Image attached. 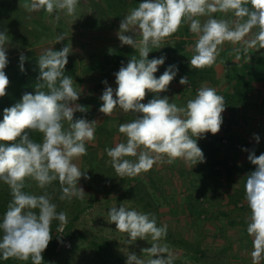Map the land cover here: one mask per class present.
<instances>
[{
    "label": "clouds",
    "instance_id": "obj_1",
    "mask_svg": "<svg viewBox=\"0 0 264 264\" xmlns=\"http://www.w3.org/2000/svg\"><path fill=\"white\" fill-rule=\"evenodd\" d=\"M78 3L79 0H31L24 8L49 14L64 11L73 16ZM217 13L223 17L213 15ZM182 24H188L196 36L190 59L193 68L211 67L219 56L220 46L226 42L242 44L244 53L253 48L264 49V0H142L137 7L129 9L120 21L117 37L121 45L131 46L139 56L133 55L126 65L122 62L119 71L114 73L115 89L103 81L106 87L99 97L102 114L111 116L119 108L135 117L119 125L118 131L126 136V142L105 149L119 177L148 172L165 158L168 164L178 159L192 165L204 162L197 140L204 138L205 133L215 135L221 130L225 98L214 88L200 87L186 106H177L170 103L169 97L159 95L168 90L178 67L169 65L156 77L154 74L166 57L149 59V53L153 48L160 49L162 41L176 33ZM66 38L67 33H61L56 43ZM9 43L7 33L0 32V97L6 95L10 84L4 71L9 63L6 46ZM70 52L65 45L59 51L48 49L40 55L35 94L25 93L20 102L3 110L0 180L9 186L12 197L0 222L3 233L0 257L4 260L31 259L32 264H42V253L53 238L52 222L59 221L57 231H63L68 222L67 214L57 211V205L46 191L43 195L24 191L28 178L40 189L58 181L61 201L83 198L85 193L78 182L81 178L91 179L73 160L87 155L86 142L95 139L97 121L74 119L77 111L84 113L87 109L75 103L81 93L74 88L73 79L65 75ZM26 59L23 54L19 57L22 72ZM179 83L187 85L189 78L181 77ZM149 92L154 94L153 98L142 103ZM32 132L43 135L41 143L31 138ZM253 138L259 143L258 134L254 133ZM247 159L255 170L246 175L244 185L250 209L246 231L252 238V264H261L264 260V153L257 156L253 150ZM108 222L114 223L117 231L127 233L129 245L151 237V246L141 249L150 257L146 264H173L168 245L160 243L167 236L168 226H158L154 213L130 209L121 203L108 210ZM126 264H145V261L135 252H128Z\"/></svg>",
    "mask_w": 264,
    "mask_h": 264
},
{
    "label": "rangeland",
    "instance_id": "obj_2",
    "mask_svg": "<svg viewBox=\"0 0 264 264\" xmlns=\"http://www.w3.org/2000/svg\"><path fill=\"white\" fill-rule=\"evenodd\" d=\"M30 2L31 0H0V27L3 26L2 31L7 33L10 40L6 45L7 57L9 62L16 65L17 71H29V60L33 55L40 56L48 49L61 50L68 45L71 52L65 68L67 71L75 69L68 73L74 81V88L81 93L76 104L82 105L88 100L87 93L92 85L103 84L96 94L101 95L106 87L103 83L105 80L107 86L115 89L117 85L114 73L119 71L122 62L126 65L129 60L127 56H123L120 61H116L113 52L122 48L135 50L131 46L121 45L117 37L121 19L102 14L97 8V3L101 0H79L73 16L66 15L64 11L52 14L44 10L29 12L24 8V4ZM15 7L16 9H12ZM213 15L217 18L223 17L220 13ZM35 20L44 26H39ZM7 25L10 27L6 28ZM42 27H45V30ZM255 31L253 29V32ZM61 33H67V38L56 43V38ZM190 33L192 36L186 37V53L183 56L173 52L165 54V47H173L176 41L170 38L162 41L160 49L153 48L151 55L154 58L173 56V61L190 63L196 41L195 34L191 31ZM24 39L28 43H34L35 54L32 48L24 44ZM238 48L241 49L240 52L236 51ZM226 53L228 54L225 55ZM21 54L27 58L23 72L20 70ZM258 54H264V49L256 51L253 48L244 53L242 44L226 42L220 46L219 56L211 66L214 70L211 75L213 81H204L195 91L181 85L183 95L169 94L170 103L186 106L187 101L195 98L197 90L202 86L214 88L216 92L229 90L227 73L232 64L239 65L244 60L243 64L245 59ZM104 58L105 63L101 65ZM12 76L14 74L7 75L9 79ZM11 82L8 87L14 84ZM262 98L260 85L254 86L250 96L251 105L247 109L240 110L234 118H229L225 109L219 133H205L204 138L197 140L199 147L201 143L214 142L213 149L218 148V153L215 154L210 146L208 151L211 156L214 155L215 160H222L219 167L210 166L203 153L204 162L192 165L178 159L168 164L165 158L164 161H158L150 171L141 172L135 177H119L105 151L117 143L126 142V136L118 131L119 125L135 118L132 113H124L116 108L109 116L115 119L112 121L114 130H106H111L112 136H107V133L98 134L96 128L95 139L86 142L87 155L73 160L81 171H86L91 177L88 180L81 178L78 182V186L82 187L85 193L83 198L73 197L70 201H61L58 181H54L46 189H40L31 178L25 181L29 194L43 195L46 191L52 202L57 205V211L67 214L68 222L63 231H57L59 221L52 222L53 238L42 253V264H126L128 252H135L146 264L150 257L141 252V249L151 246V237L129 245L127 233L117 231L115 224L108 222V210L114 206L119 207L121 203L130 209L154 213L158 226L167 224V236L160 243L168 245L174 258L173 264H252V238L246 235L250 209L245 199V171H228L227 167L241 166L248 160L249 152L254 150L259 156L261 153L257 154L258 150L264 149ZM147 101L145 98L142 103ZM91 113L92 109L85 113L77 111L74 119L95 120V126L101 125L106 115L94 119ZM2 119L3 112H0V120ZM254 133L259 135V143L253 138ZM243 148L249 151H242ZM219 168L223 173L217 174ZM231 173L233 177L229 179L228 174ZM189 195L198 198L197 208L202 212L201 215L190 214ZM11 199L9 186L0 180V222ZM2 235L0 230V237ZM4 261L26 264L16 258L4 260L0 257V264L9 263ZM28 261L32 264L31 259ZM261 264H264V260H261Z\"/></svg>",
    "mask_w": 264,
    "mask_h": 264
},
{
    "label": "trees",
    "instance_id": "obj_3",
    "mask_svg": "<svg viewBox=\"0 0 264 264\" xmlns=\"http://www.w3.org/2000/svg\"><path fill=\"white\" fill-rule=\"evenodd\" d=\"M142 2V0H101V2L97 3V8H99V11L106 15V16H113L117 19H123V17L128 13V10L134 7H137L139 3ZM9 7V6H8ZM7 7V9H8ZM12 9H16L12 8ZM34 22L39 23V26H44L42 23L35 20ZM10 27V26H6ZM43 30H45V27H42ZM3 30L0 27V32ZM256 30V29H255ZM3 32V31H2ZM38 34V33H37ZM191 33L189 30L188 24H182L179 30L174 33L173 35L167 37L171 40L176 39L174 41L173 47H165V54H168L169 52H173L174 54H178L183 56L185 54V47L187 45V39L186 37H191ZM24 44L27 45V47L32 48L33 53L35 54L33 50L34 43H28L27 40H23ZM22 41V42H23ZM171 43L169 42V46ZM53 50L59 51L57 48H54ZM226 53L225 55H227ZM133 55L139 56L136 51L132 49H117L113 52L114 59L116 61H120L123 56H127L128 60ZM169 55V54H168ZM39 58V55H33V57L30 58V70L20 73L16 69V65L12 62H9L6 66L5 70L6 75L14 74L9 81L14 82V84L11 85V87H8L6 89V95L4 97H0V112H3L5 108H9L13 106L14 104L21 101L23 94L25 93H33L35 94V85L37 83V77L39 76V68L37 64V59ZM154 58L151 53H149V59ZM173 58L170 57L165 59V63L161 66H159L158 71L154 74L156 77H159L163 74V72L168 68L169 65H176L178 67V72L176 77L173 79V81L168 86V90L166 92H162L159 95L161 97L167 96L169 97V94H175V95H183L182 90L180 88L181 84L179 83L180 78L187 76L189 78V83L187 85H183L184 87L191 89L195 91L197 87L203 83L206 80H212L211 75L213 74L214 70L212 67H205V68H193L190 63L187 61H179L175 60L173 61ZM105 63V58L102 60L101 65ZM75 69H71V71H67L65 68V75L70 76L68 72H73ZM213 81V80H212ZM227 81L229 82L230 89L225 91H218L217 94L222 95L225 98V109L227 111V115L229 118L237 117L239 114V111L242 109H247L251 103H250V96L254 91V86L260 85L262 92H263V98L261 105L264 107V55H259L257 58H248L245 59V62L242 65H236L232 64V66L228 69L227 73ZM11 82V83H12ZM103 87V84H95L92 85L91 90L88 91L87 98L88 100L85 101L82 106H85L87 110L92 109L91 116H93L94 119L97 117L101 118L104 115L99 112V108L102 104V101L99 99V97L102 95H96L98 90ZM153 93H147L146 97L147 100H150L153 98ZM87 112V111H86ZM85 113V112H84ZM113 120L109 116H105L104 121L101 125L95 126L97 128V133H107V136H112L111 130H114V124ZM110 128V131H106ZM31 138L37 142L41 143L43 140V135L39 132H32ZM212 147V150H214V153L217 154L219 149H213L214 148V142L211 141L209 143H201L200 148L202 149L203 153H205L206 157L209 160L210 166H218L221 161L215 160L214 155L210 151H208V148ZM210 150V149H209ZM264 153V149H259L258 153ZM258 156V155H257ZM219 167V166H218ZM233 169L234 171H245V176L250 173L251 171L255 170V166L251 164L250 161H246L241 166H233V167H227V170L230 171ZM217 174L223 173L221 168H219L218 171H216ZM233 177V174H228V178L231 179ZM227 179L226 181L229 182ZM28 186H25L24 191L29 193ZM189 202V211L190 214L193 216L194 214L201 215L202 212H199L198 210V198L194 197L193 195H189L188 197ZM246 235L248 236L247 232ZM5 262V261H4ZM9 262V263H7ZM5 263L7 264H17L14 261H7ZM26 264H29V261H25Z\"/></svg>",
    "mask_w": 264,
    "mask_h": 264
},
{
    "label": "crops",
    "instance_id": "obj_4",
    "mask_svg": "<svg viewBox=\"0 0 264 264\" xmlns=\"http://www.w3.org/2000/svg\"><path fill=\"white\" fill-rule=\"evenodd\" d=\"M259 55H264V54H258V55H255L254 57H252V58H257ZM244 56H246V54L244 55ZM244 61V60H243ZM242 61V62H243ZM242 62H240V64L239 65H242Z\"/></svg>",
    "mask_w": 264,
    "mask_h": 264
},
{
    "label": "built area",
    "instance_id": "obj_5",
    "mask_svg": "<svg viewBox=\"0 0 264 264\" xmlns=\"http://www.w3.org/2000/svg\"><path fill=\"white\" fill-rule=\"evenodd\" d=\"M225 141V143L227 142V140H224Z\"/></svg>",
    "mask_w": 264,
    "mask_h": 264
}]
</instances>
